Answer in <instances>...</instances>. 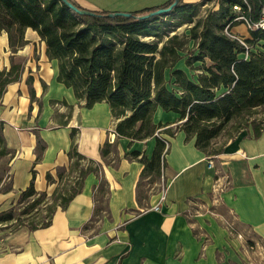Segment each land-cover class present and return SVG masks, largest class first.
<instances>
[{"label":"crops","instance_id":"0c3cea01","mask_svg":"<svg viewBox=\"0 0 264 264\" xmlns=\"http://www.w3.org/2000/svg\"><path fill=\"white\" fill-rule=\"evenodd\" d=\"M72 1L86 10L132 12L168 0ZM232 32L249 36L244 23ZM24 39L26 44L15 53L25 58L23 70L18 80L6 85L0 100L1 135L9 151L3 155H8L9 181L6 190L0 189V213L14 207L31 182L47 198L71 184L75 170L67 180H59L58 173L69 172L72 141L97 169L84 176L80 191L65 207L56 206L48 225L31 229L0 221V264H264V129L255 136L247 127L219 151L207 153L176 128L174 112L158 108L153 121L168 123L173 134H159L168 142L164 165L160 177L147 182L148 177L141 179L144 164L139 158H151L156 136L118 137L108 104L85 107L70 87L56 81L57 63L45 55L38 33L26 28ZM35 45L38 55L31 58ZM7 48L2 32L0 52ZM9 66L10 61L2 62L0 69ZM106 142L110 150L102 156ZM222 175L230 183L216 191L215 181L220 183ZM161 179L166 197L154 210ZM101 181L108 192L103 211L96 212Z\"/></svg>","mask_w":264,"mask_h":264},{"label":"trees","instance_id":"16d2710c","mask_svg":"<svg viewBox=\"0 0 264 264\" xmlns=\"http://www.w3.org/2000/svg\"><path fill=\"white\" fill-rule=\"evenodd\" d=\"M173 1L132 11L129 17H108V11L77 14L60 0H0V34L6 33L10 51L9 68L0 69V100L6 85L20 77L23 64L15 62V53L27 42L25 29L31 28L44 42L47 58L57 63L56 81L70 87L77 99L85 101V107L106 102L116 119L114 130L118 137L141 140L156 136L151 158H139L144 164L141 179L148 177L147 182H153L160 177L168 142L159 134H173L168 123L153 121L158 108L177 115L176 128L185 132L186 139L193 137L198 149L219 151L221 145L215 147V139L227 124L235 119L247 120L253 110L264 107V30L248 29L245 45L231 36V29L244 19L250 23L260 19L264 0H202L194 4L178 0L168 13L146 19L135 17L167 7ZM207 3L216 8L195 21L201 6ZM171 15L180 17L178 25L192 23L189 35L166 33L161 16ZM187 39L192 40L188 48ZM182 59L188 70L199 71L194 79L177 66ZM31 81L28 76L26 83L33 99ZM249 125L255 136L264 129V123L249 121L241 124L236 133L241 126ZM110 145L106 142L101 147L102 156L109 152ZM8 152L0 125V155ZM68 156L69 172L61 170L58 178L67 180L75 170L77 175H73L71 184L56 188L47 198L31 182L17 201L25 203L18 216H28L27 219L16 218L12 207L0 213V221H13L14 226L26 224L31 229L48 225L56 206L65 207L80 191L84 176L97 169L96 162L81 155L73 141ZM141 179L139 200L143 197ZM107 192V185L101 181L95 195L99 204L96 212L103 211ZM41 202L43 207H39Z\"/></svg>","mask_w":264,"mask_h":264},{"label":"rangeland","instance_id":"374dc122","mask_svg":"<svg viewBox=\"0 0 264 264\" xmlns=\"http://www.w3.org/2000/svg\"><path fill=\"white\" fill-rule=\"evenodd\" d=\"M216 8V6H212L211 3H207L205 6L201 7L198 15L195 17V21L199 20V19H204V17L206 16V13L208 12V10L210 8ZM162 18V23L163 29H166V33L168 35H172V34H178L180 37L183 36H187L189 35V27L190 25H192V23L189 22H184L180 25L177 24V21L180 20V17L176 16V15H171V17H164L161 16ZM231 33H232V29H231ZM165 38V36L163 37V39ZM187 48L191 47L192 45V40L191 39H187ZM35 50L34 52L30 53L31 58H37V52H38V46L35 45L34 46ZM9 50L8 48L2 52H0V66L2 67V62H5L9 64ZM15 62L17 63H22L23 67H24V63H25V58L22 56H15ZM208 63V62H207ZM197 63H195L194 65H196ZM179 67H183L187 74L192 77L193 79L196 77V74L199 71H190L188 70L183 62V59L178 63ZM249 121H256L258 123H264V107H259L256 108L255 110H253L252 114L248 117V119H235L233 121H231L229 124H227V126L224 128V130L221 132V134L215 139V147H218L220 145H222L226 139L233 133H236L237 128H239V126L241 124H245ZM240 123V124H239ZM248 127H251L250 125ZM242 128L241 130H245L244 127H240ZM240 130V131H241ZM8 181H9V173H8V155L5 156H1L0 155V189L3 188L4 186L8 185ZM157 187V186H156ZM48 201V199H46L44 202ZM41 202V205L39 207H43V203ZM25 206V203H16V205L14 206V211L16 214V218H18L20 220V217L24 220L27 219L28 216H18V213L23 209V207ZM35 211L32 210L31 214H33ZM19 222V221H18ZM13 225H15V223H13Z\"/></svg>","mask_w":264,"mask_h":264},{"label":"built area","instance_id":"2783aa9c","mask_svg":"<svg viewBox=\"0 0 264 264\" xmlns=\"http://www.w3.org/2000/svg\"><path fill=\"white\" fill-rule=\"evenodd\" d=\"M234 8L239 9L238 6H234ZM243 23L245 24L247 30L248 29H263L264 30V4L262 6L260 19L257 22L250 23L246 19H244ZM231 36L235 37L241 44L245 45V43L243 41L244 36H242L241 34L232 32ZM167 146H168V144L166 143V148H167ZM212 165H213V163H212L211 159L208 157L207 166L211 167ZM221 178H222V181L220 183H218V179L215 181L214 190H216V191H221L222 189L226 188L230 183L227 176L222 175ZM165 190H166V188H165L164 181H163V179H161L159 196H158L156 203L152 207L154 210H159L162 203L164 202L165 197H166Z\"/></svg>","mask_w":264,"mask_h":264},{"label":"water","instance_id":"95a60500","mask_svg":"<svg viewBox=\"0 0 264 264\" xmlns=\"http://www.w3.org/2000/svg\"><path fill=\"white\" fill-rule=\"evenodd\" d=\"M60 1L63 2L67 7H69L72 11H74L77 14H80V15H91V14H93L92 11H90V10L81 9V8L77 7L70 0H60ZM177 3H178V0H174L167 7H160V8H157L155 10L149 11L147 13H144V14H141V15H138L135 17L138 19H146V18H149L151 16H156V15L168 13L169 11L172 10V8L174 6L177 5ZM107 16L108 17H116V16L129 17V16H131V13L130 12H122V11H114V12H109L107 14Z\"/></svg>","mask_w":264,"mask_h":264}]
</instances>
